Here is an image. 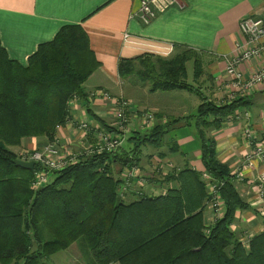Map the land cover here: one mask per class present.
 <instances>
[{"label":"trees","instance_id":"obj_1","mask_svg":"<svg viewBox=\"0 0 264 264\" xmlns=\"http://www.w3.org/2000/svg\"><path fill=\"white\" fill-rule=\"evenodd\" d=\"M189 61L194 64L192 83L187 80ZM99 67L79 24L64 25L52 41L40 44L26 66L9 58L0 40V264H49L51 255L79 239L90 250L92 264H264V230L241 237L232 229L236 212L249 204L235 184L236 168L232 172L218 159L217 141L210 135L237 111L251 107L252 97L225 104L207 97L197 84L204 72L203 53L194 49H178L167 57L146 53L122 58L118 65L123 78L135 75L149 83L151 92L197 94L201 103L193 114L128 131L116 151L83 150L75 162L52 170L48 183L32 187L36 168L18 165L15 161L22 156L11 147L33 137L42 141L38 148L56 141L75 95L87 100L91 112L83 84ZM97 120L111 132H120ZM181 121L194 127L205 171L218 184L224 212L216 221L205 216L210 195L202 172L193 168L164 175L173 183L165 193L125 198L126 174L137 167L139 176L130 181L143 179V148H161L168 143L170 129ZM86 139L91 146L98 141L93 131ZM169 149L178 151L175 142Z\"/></svg>","mask_w":264,"mask_h":264},{"label":"crops","instance_id":"obj_2","mask_svg":"<svg viewBox=\"0 0 264 264\" xmlns=\"http://www.w3.org/2000/svg\"><path fill=\"white\" fill-rule=\"evenodd\" d=\"M178 1L149 24H143L138 17H132L140 6L139 0H0V40L12 60L26 66L40 44L52 41L64 25L79 24L86 30L91 48L100 62V67L83 84L91 112L87 111V100L78 98L70 104L65 125L57 129L56 142L62 148L74 149L89 144L79 127L88 118L94 122H98L97 118L108 124L114 122L110 105L91 96L97 89L133 101L128 113L129 132L150 129L137 115L138 108L155 112L154 125L195 112L200 101L191 97L192 92L171 95V91H149L150 85L146 82H125L118 69L122 58L146 53L167 57L182 48L200 51L203 53L202 77L205 76L207 82L204 83L201 77L197 84L215 102L225 104L230 101L226 65L236 44L242 40L240 21L248 15L264 12V0ZM125 33L130 36L128 41ZM263 64L264 55H261L243 62L240 68L248 76ZM250 95L251 107L240 109L221 130L209 133L217 141L218 159L228 164L232 172L253 148L244 137V128L250 124L258 139H264V88L255 87ZM259 96H263L262 101ZM166 141L168 143L161 148L143 151L140 169L148 180L143 184L134 179L127 189L126 199L132 200L139 193H165L173 183L169 184L164 175L172 170L189 167L205 172L194 127L187 121L175 124L166 135ZM39 142L42 141L33 137L11 147V150L20 153L26 147L34 149ZM172 142L178 147L175 153L169 149ZM242 173V179H237L235 184L249 208L236 212L232 229L239 236L246 237L264 230V199L259 194V185L264 188V181L259 179L264 173V162L255 160L254 165L245 167ZM205 216L208 220L213 217L209 207Z\"/></svg>","mask_w":264,"mask_h":264},{"label":"built area","instance_id":"obj_3","mask_svg":"<svg viewBox=\"0 0 264 264\" xmlns=\"http://www.w3.org/2000/svg\"><path fill=\"white\" fill-rule=\"evenodd\" d=\"M140 6L137 11L132 14V17L136 16L143 24H149L159 14L163 13L170 7L179 3L178 0H139ZM240 33L242 40L236 44L234 53L227 61L226 74L230 78L228 85V97L229 100L247 96L250 91L255 87L264 88V64L259 69L254 71L248 76H245L241 70V64L245 61H249L253 58H258L264 55V12L256 15H248L240 21ZM130 36L125 33V40H129ZM91 96L101 98L105 103L110 105V109L113 113L114 122L110 124L111 127L117 128L120 132L113 133L108 127L101 124L100 129L93 120H87L81 122L79 127L84 131L87 137L88 134L93 131V136L98 140L94 146L84 149V153H94L102 151H116L121 147L125 140V134L129 131V117L128 113L132 110L133 101L123 97L112 95L110 92L104 89H97L92 91ZM79 97L75 95L69 101V105L73 103ZM137 115H140L142 120L144 119L148 127L152 128L155 120V112L150 109H140L136 111ZM244 137L248 143L252 145V150L246 155L245 159L237 165L236 175L239 179H242L243 169L254 165L255 160H261L264 162V143L263 140H259L255 129L248 124L243 131ZM90 145V144H89ZM61 146L56 142H47L41 148L33 149V151L22 152V159L35 161L39 163L41 169L35 173L33 181V187L38 188L50 180L48 171L61 169L70 163L77 160L78 153L69 152L67 156H64L61 152ZM80 154V153H79ZM143 177L140 181L145 184L147 180L143 173H140ZM138 168L134 167L126 174V183L123 185V189H127L131 184V177H137ZM203 180L206 182L208 193L210 195L208 207L213 212L211 221H216L223 215L224 204L221 199V195L218 191V184L213 182L211 176L205 171L202 172ZM264 181V173L259 178ZM259 194L264 199V188L259 185ZM252 235H249L250 237ZM248 237L244 238V244H248Z\"/></svg>","mask_w":264,"mask_h":264},{"label":"rangeland","instance_id":"obj_4","mask_svg":"<svg viewBox=\"0 0 264 264\" xmlns=\"http://www.w3.org/2000/svg\"><path fill=\"white\" fill-rule=\"evenodd\" d=\"M187 71H188V79L187 80H188V82L192 83L193 82V71H194V64L192 61H189L187 63ZM136 77L137 76H135V75H130V76H125L124 79H125V82H127V83H131V82L137 81V80L141 81L140 79H138ZM202 79H204V83L207 82L205 76H203ZM141 83H142V81H141ZM182 91H184V90H182ZM170 93H171V95H177L179 93H189V92L188 91H185V92L171 91ZM120 96H122V95H120ZM191 97H193L195 100L200 101L199 97L195 93ZM259 98H260V101H262L261 98H263V96H259ZM127 99L131 100L130 98H127ZM200 103H201V101H200ZM69 107H70V105H69ZM71 107H73V105H71ZM112 116H113V113H112ZM89 120H90V118L87 119V122H89ZM113 121H114V119H113ZM98 122H94L91 124H96L100 129V125ZM105 123H107V122H105ZM84 146L85 147H82V145L81 146L79 145V147H75L74 149L61 148V152L64 156H67L69 154V152L79 154L84 149L91 147V145H89V144H84ZM151 148L156 149V148L148 145V146L143 148V151L149 150ZM34 149H38V147H36ZM24 150H28V152H29V151H33V148H27L26 147V148L22 149L19 154L22 155V152L27 153V151H24ZM33 169H35V172H34V178H35V173L41 169L39 163L35 162V166ZM48 173H49L50 179H51L52 170L48 171ZM34 178H33V181H34ZM33 181H32V187H33ZM33 188L36 189L35 187H33ZM47 261L49 264H92L94 262L93 256H92L90 250L85 246V241L83 239H79L77 242L73 243L69 248H67L65 250H61V251L51 255L47 259Z\"/></svg>","mask_w":264,"mask_h":264},{"label":"water","instance_id":"obj_5","mask_svg":"<svg viewBox=\"0 0 264 264\" xmlns=\"http://www.w3.org/2000/svg\"><path fill=\"white\" fill-rule=\"evenodd\" d=\"M18 165H22V166H25V167H29L31 169L34 168L35 166V162L34 161H26L24 159H18L15 161Z\"/></svg>","mask_w":264,"mask_h":264}]
</instances>
